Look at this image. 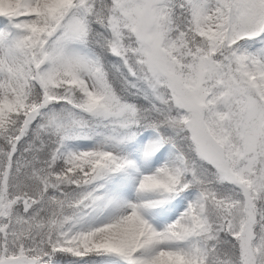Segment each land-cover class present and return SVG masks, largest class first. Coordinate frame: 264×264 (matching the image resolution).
I'll use <instances>...</instances> for the list:
<instances>
[{"label": "snow or ice", "instance_id": "obj_1", "mask_svg": "<svg viewBox=\"0 0 264 264\" xmlns=\"http://www.w3.org/2000/svg\"><path fill=\"white\" fill-rule=\"evenodd\" d=\"M0 264H264V0H0Z\"/></svg>", "mask_w": 264, "mask_h": 264}]
</instances>
